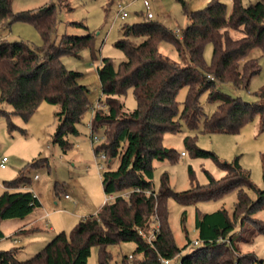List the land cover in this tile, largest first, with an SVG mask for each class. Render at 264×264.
<instances>
[{
  "label": "trees",
  "instance_id": "1",
  "mask_svg": "<svg viewBox=\"0 0 264 264\" xmlns=\"http://www.w3.org/2000/svg\"><path fill=\"white\" fill-rule=\"evenodd\" d=\"M186 14L189 22L181 33L148 17L125 25L116 46L125 52L126 59L116 66L110 57H103L97 67L106 105L94 111L91 132L96 133L101 126L106 130L103 142L94 149L96 153H105L109 163L118 159L115 168L108 166L102 172L104 190L119 192L139 186L142 191H133L129 199L120 196L104 203L97 213L81 218L70 233L62 230L55 234L28 259H19L17 248L0 249V264H87L94 245L100 246L99 264H110L107 246L122 241L135 242L133 252L144 253L135 261L124 255L123 264H161V257L173 258L183 250L176 244L169 225L168 199L173 196L189 205L234 190L238 198L232 216L224 207L197 212L201 244L181 255V264H260L253 252L241 250L239 242L246 239L234 233L246 221L264 231V225L252 216L264 207V189L254 184L238 158L231 163L222 162L214 152L199 148L196 139L187 135L185 142L194 154L212 156L226 169V174L181 192L170 186L167 174L163 175L159 190L153 186V161L174 158L176 154L164 145V135L179 131L182 122L197 129L203 120L206 132H239L259 114L264 125V85L253 102L233 97L220 87L224 82L248 87L261 70L260 58L250 54L255 48L264 54V0L249 4L233 0L231 8L222 0H210L202 9H186ZM15 20L33 23L43 44L34 47L23 40H0V113H5L11 122V114L29 119L43 101L57 105L53 141L67 153L72 145L69 136L81 132L92 102L88 87L79 80L81 72L68 68L63 56L79 54L90 45L93 35L65 34L57 42L52 34L56 23L52 6L13 12L12 0H0V27ZM138 37L142 40L136 42ZM209 41L213 55L207 64L204 48ZM165 44L174 48L176 58L164 52ZM131 87L137 100L133 110L126 108L123 99ZM184 87L187 92L180 107L178 94ZM204 93L210 101H219L211 116H204ZM5 102L12 105L11 111L3 109ZM27 167L17 178L4 181L0 223L8 218H24L41 206L34 191L22 188L32 181ZM247 188L257 192L255 199ZM145 189H153L156 195L146 193ZM155 215L161 231L150 243L140 229L149 232ZM191 243L189 240L188 244Z\"/></svg>",
  "mask_w": 264,
  "mask_h": 264
},
{
  "label": "rangeland",
  "instance_id": "2",
  "mask_svg": "<svg viewBox=\"0 0 264 264\" xmlns=\"http://www.w3.org/2000/svg\"><path fill=\"white\" fill-rule=\"evenodd\" d=\"M148 1L154 15L153 19L180 33L189 22L186 9H202L210 2V0ZM222 1L226 2L229 8L232 7L233 0ZM256 1L244 0V3ZM119 4L127 10L126 18L118 16ZM44 6H52L55 11L56 23L52 34L57 42L65 34L93 35L89 46L83 48L79 54L64 55L63 60L68 68L81 72L79 80L88 87L90 101L96 102L102 95L97 67L103 57H110L116 66L126 59L125 52L116 46V41L122 38L125 25L147 19L144 0H12L13 12ZM3 39L23 40L34 47L43 44L42 35L37 27L31 22L21 20L0 27V40ZM134 40L139 42L142 38ZM163 50L176 58L172 46L168 47L165 44ZM212 55L213 44L209 41L204 48L207 64L211 63ZM250 56L260 58L261 70L252 77L248 87L237 86L232 82H224L220 87L233 97L253 102L258 99L257 92L264 85V54L260 48H255ZM186 92L187 88L184 87L178 94L180 107ZM123 99L127 109L136 108L137 100L132 87L128 89ZM201 102L204 116H211L219 103L217 100L210 101L207 93L201 96ZM2 107L6 111L12 110V105L8 102L3 103ZM57 109V105L43 101L29 119L20 114H11V122L5 113H0V160L3 156L8 159L5 167L0 166V194L5 188L4 181L17 178L21 170L28 166L27 172L32 178L30 186L35 188L34 192L43 203V206L38 207L31 215L4 219L0 223V228L4 232L1 248H17L18 258L22 260L34 256L58 232L65 230L70 233L81 216L97 213L106 203L107 196L102 184V172L106 167L115 168L118 164V159H113L109 163L100 156L101 152H95L94 148L104 140L102 137L105 135L106 127L98 128L96 134L100 136V140L93 142L90 127L91 108L81 124V132L69 136L72 145L68 152L64 153L60 145L53 141L57 126L55 117ZM187 135L196 139L199 148L214 152L222 162L231 163L238 158L243 168L250 172L254 184L264 189V125L257 114L239 132H206L203 130L201 120L197 129H191L182 122L179 131L166 133L163 143L174 149L176 154L174 158L153 161L155 190L160 189L164 174L168 175L170 186L178 192L188 190L197 184H206L211 177L221 179L226 174V169L212 156L195 155L185 142ZM182 151L185 155H182ZM37 160L40 162L35 164ZM100 163L104 164L103 169L99 168ZM35 174L39 175L37 180L33 178ZM246 190L253 199L257 197L254 189ZM66 194H69V197L66 198ZM237 198L238 192L234 190L216 199L200 200L189 205L182 204L173 196L168 199L169 225L176 244L183 249L181 255L198 247L193 244L199 236L196 227L197 212H212L224 207L232 216ZM53 199L57 204H53ZM76 205L81 206L76 208ZM252 216L264 225V207L257 209ZM30 217H38L41 229L30 233L19 231L18 227L25 224ZM234 233L246 239L239 242L241 250L253 252L260 264H264V231H258L254 222L246 221L245 226L237 227ZM15 238L18 240L14 241ZM189 240H192L191 244H188ZM135 247L133 241L108 245L107 250L111 253L110 264H123L124 255L133 253ZM99 257L100 246L94 245L87 264H99ZM135 260L136 257L131 261ZM174 262L172 260V263Z\"/></svg>",
  "mask_w": 264,
  "mask_h": 264
},
{
  "label": "built area",
  "instance_id": "3",
  "mask_svg": "<svg viewBox=\"0 0 264 264\" xmlns=\"http://www.w3.org/2000/svg\"><path fill=\"white\" fill-rule=\"evenodd\" d=\"M144 6L146 8V16L148 18H153L154 15H153V12L151 11V8H150V3L148 0H144ZM118 16H120L121 18H126L128 16V12L127 10L125 9V7L121 4H119V10H118ZM106 103L104 101V98L100 97L96 102L92 103V106H91V109H92V115L94 113V111L98 108H102V107H105ZM92 126V121L90 122V127ZM91 138H92V141L93 142H96V141H99L100 140V136L97 135L96 133L94 132H91ZM103 139L105 138V136L102 137ZM182 155H185V152H182ZM100 156L106 160V155L105 153H101ZM7 157L6 156H3L0 160V166L1 167H5L6 166V162H7ZM99 168L100 169H103L104 168V164H99ZM39 178V175H35V179ZM26 188V185L24 186ZM133 191H142V188H140L139 186H135V187H132L130 189H127V190H122V191H119V192H108L107 193V196H106V202H112L114 201L117 197H125L126 199H129V196L130 194L133 192ZM146 193L148 194H153V195H156V192L153 190V189H145L144 190ZM36 194V193H35ZM37 195V194H36ZM67 197H69V194H66ZM154 222H153V225L150 229L149 232H146L144 229H140V233L143 235V237L150 243H152L153 241H155L161 231V224H160V221L158 219V216L155 215L154 217ZM18 239H14V241H17ZM193 244L194 245H197L199 246L201 244L200 240L199 239H196L193 241ZM129 256V259H134L135 257L136 258H141L144 256V253H140V254H135L134 252L133 253H130L128 254ZM161 260V264H172V260H174L177 264H181V259L178 256H175L173 258H163L161 257L160 258Z\"/></svg>",
  "mask_w": 264,
  "mask_h": 264
},
{
  "label": "crops",
  "instance_id": "4",
  "mask_svg": "<svg viewBox=\"0 0 264 264\" xmlns=\"http://www.w3.org/2000/svg\"><path fill=\"white\" fill-rule=\"evenodd\" d=\"M183 152V151H182ZM35 175H38V174H35ZM35 175H34V179H35ZM38 179V178H37ZM36 179V180H37ZM22 188H25V187H22ZM25 189H31L32 191H35V188L33 187V186H30V184H28V185H26V188ZM34 189V190H33ZM66 198H67V196H66ZM40 201H41V199H40ZM53 204L55 205V204H57V202L53 199ZM41 206H43V203H42V201H41ZM81 205H76L75 207L76 208H79ZM103 206V205H102ZM101 206V207H102ZM215 211V210H214ZM213 212V211H212ZM32 214V213H31ZM30 214V215H31ZM91 214H95V213H91ZM91 214H88V215H91ZM44 215V214H43ZM42 215V216H43ZM87 214L86 215H83V216H81L80 218H79V220L81 219V218H83V217H85V216H88ZM39 223V219H38V217H30V219L27 221V222H25V224H23V225H21V226H19L18 227V230L19 231H24V232H27V233H30L31 231H33V230H40L41 229V226L38 224ZM1 229V228H0ZM2 230V229H1ZM30 230V231H29ZM2 232H3V230H2ZM4 240V232H3V235L2 236H0V249H4V248H1V246L3 245V241Z\"/></svg>",
  "mask_w": 264,
  "mask_h": 264
}]
</instances>
